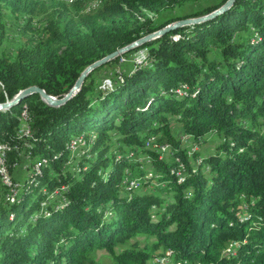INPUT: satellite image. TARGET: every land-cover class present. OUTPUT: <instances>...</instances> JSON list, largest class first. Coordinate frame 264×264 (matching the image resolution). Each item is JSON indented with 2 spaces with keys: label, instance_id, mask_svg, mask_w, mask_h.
<instances>
[{
  "label": "trees",
  "instance_id": "1",
  "mask_svg": "<svg viewBox=\"0 0 264 264\" xmlns=\"http://www.w3.org/2000/svg\"><path fill=\"white\" fill-rule=\"evenodd\" d=\"M48 1L0 0V47L5 12L22 22L14 56L0 53V104L25 95L0 111V148L10 174L22 156L30 171L13 202L0 182V264H105L97 252L110 264H264V0L118 57L59 107L23 93L60 99L87 66L227 0L164 22L199 0ZM139 51L133 69L120 63ZM208 140L213 151L189 156L184 143Z\"/></svg>",
  "mask_w": 264,
  "mask_h": 264
},
{
  "label": "rangeland",
  "instance_id": "2",
  "mask_svg": "<svg viewBox=\"0 0 264 264\" xmlns=\"http://www.w3.org/2000/svg\"><path fill=\"white\" fill-rule=\"evenodd\" d=\"M222 0H199L198 2L194 3V4H188L183 6L182 8L179 9H173V10H164L159 14V21L160 22H164L165 20L174 18L176 16H186V15H191L194 13H197L199 11H203L205 10V8H210L218 3H220ZM45 2L47 4H49L48 0H45ZM102 2V0H101ZM96 2H94V0H85L84 1V8L87 7H91L94 6ZM89 5V6H88ZM153 15L150 13H147V17H150ZM138 19V23H143L145 18L143 16H140L137 18ZM132 22V21H131ZM5 39L0 47V53H4L7 54L9 56H14L17 48L19 47V45L21 44V27H22V22L18 21L16 22L12 16L8 13L5 12ZM32 25H33V39L37 40L38 37L40 36L39 32L40 30H42L44 23L41 19V16L35 17L32 21ZM145 55V51H139L137 52L135 55L133 54L132 56H128L124 59H122L120 61L121 64H123L124 67H126V69L130 70L133 69V67L137 64H140L144 58ZM107 70H105L106 72ZM24 126V124H23ZM22 127V126H21ZM77 134L73 133L69 136L70 142H69V148L72 151L75 150H80V148L83 146V140L81 137H76ZM185 140H189V139H185ZM185 146L187 147V149L189 150V156L192 153L190 150L193 148V145H191L190 143H184ZM78 145H80L78 147ZM78 147V149H77ZM200 150V151H199ZM213 151V143L211 144V141L204 144V145H199L198 146V151L200 153H205V151ZM21 164L19 166H17L14 171L11 174V177L13 179V181L16 182H20L23 179H25L26 177H28L30 175V171H28V163L26 162L24 156L21 157ZM190 160V159H189ZM190 162L192 163V160H190ZM40 168V164L35 165L34 166V171L38 172ZM130 178V177H127ZM127 181V180H126ZM131 181H136L138 183V187H140V183L138 180H131ZM17 184L15 183V190L17 192ZM129 187V186H128ZM56 196H58V193L55 192L52 199H56ZM104 252H97V258H102L104 259L105 264H110L109 260L106 259Z\"/></svg>",
  "mask_w": 264,
  "mask_h": 264
},
{
  "label": "water",
  "instance_id": "3",
  "mask_svg": "<svg viewBox=\"0 0 264 264\" xmlns=\"http://www.w3.org/2000/svg\"><path fill=\"white\" fill-rule=\"evenodd\" d=\"M234 1L235 0H227L217 10H215V11H213L210 14H207L205 16L197 17V18H188V19L176 21V22L169 24L168 26L162 28L161 30H159L157 32H154V33H151L147 36H144V37L132 42L131 44L106 55L102 59L94 62L93 64H91L89 66H87L81 72L80 76L76 80L73 87L69 90V92L60 99L47 95L43 90H41L38 87H31V88L27 89L23 94H37V95H39L41 100L44 103H46L47 105L52 106V107H59V106L65 104L67 101H69L80 90L82 83L85 80V78L94 70L114 61L118 57H120V56H122V55H124L130 51L137 49L138 47L142 46L143 44L150 42V41L168 33L169 31H172V30L179 28V27L188 26L191 24H195V23H199V22H203V21L212 19L215 16H217V15L223 13L224 11H226L227 9H229L232 6V4L234 3ZM20 96H23V97H20ZM20 96H19V98L16 97L12 102L0 104V111L10 107L13 104V102L19 101L25 97V95H22V94Z\"/></svg>",
  "mask_w": 264,
  "mask_h": 264
},
{
  "label": "built area",
  "instance_id": "4",
  "mask_svg": "<svg viewBox=\"0 0 264 264\" xmlns=\"http://www.w3.org/2000/svg\"><path fill=\"white\" fill-rule=\"evenodd\" d=\"M22 135H27L25 131V126L22 128L21 132ZM183 139H190L189 137L185 136ZM8 150V148L4 145L0 148V182L3 186H5L8 190L7 194V200L9 202H13L14 198L17 194L15 190V182H13V179L11 177V174L7 168L6 164V156L5 152ZM160 152H167V147H160L158 149ZM191 150H198V147H193ZM185 168L182 170V172L179 174V177L184 176ZM132 187V186H131ZM154 262H159L160 264L162 262H165L164 259H155Z\"/></svg>",
  "mask_w": 264,
  "mask_h": 264
},
{
  "label": "bare ground",
  "instance_id": "5",
  "mask_svg": "<svg viewBox=\"0 0 264 264\" xmlns=\"http://www.w3.org/2000/svg\"><path fill=\"white\" fill-rule=\"evenodd\" d=\"M179 173H180V172H179ZM179 173H178V174H179ZM131 185H133V183H131ZM164 263H165V262H162L161 264H164Z\"/></svg>",
  "mask_w": 264,
  "mask_h": 264
}]
</instances>
